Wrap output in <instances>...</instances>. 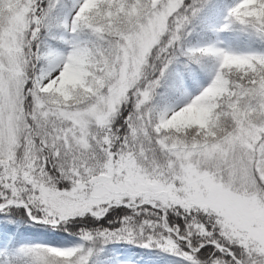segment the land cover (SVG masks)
<instances>
[{"label": "snow or ice", "instance_id": "obj_1", "mask_svg": "<svg viewBox=\"0 0 264 264\" xmlns=\"http://www.w3.org/2000/svg\"><path fill=\"white\" fill-rule=\"evenodd\" d=\"M0 264H264V0H0Z\"/></svg>", "mask_w": 264, "mask_h": 264}]
</instances>
